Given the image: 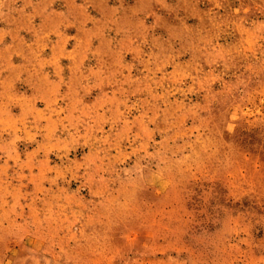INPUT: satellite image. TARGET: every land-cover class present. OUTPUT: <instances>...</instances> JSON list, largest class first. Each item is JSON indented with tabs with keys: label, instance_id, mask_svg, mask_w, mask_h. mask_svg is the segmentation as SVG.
<instances>
[{
	"label": "rangeland",
	"instance_id": "rangeland-1",
	"mask_svg": "<svg viewBox=\"0 0 264 264\" xmlns=\"http://www.w3.org/2000/svg\"><path fill=\"white\" fill-rule=\"evenodd\" d=\"M0 264H264V0H0Z\"/></svg>",
	"mask_w": 264,
	"mask_h": 264
}]
</instances>
